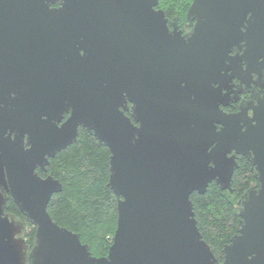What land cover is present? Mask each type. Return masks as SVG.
Returning a JSON list of instances; mask_svg holds the SVG:
<instances>
[{"label":"water","instance_id":"water-1","mask_svg":"<svg viewBox=\"0 0 264 264\" xmlns=\"http://www.w3.org/2000/svg\"><path fill=\"white\" fill-rule=\"evenodd\" d=\"M157 4L0 0V264H264V97L219 106L226 81L264 66V0H191L186 38ZM78 127L110 153L117 220L102 256L52 219L62 186L37 170ZM241 157L258 186L239 200L219 262L190 196L212 181L230 190ZM9 198L34 227L29 250Z\"/></svg>","mask_w":264,"mask_h":264},{"label":"trees","instance_id":"trees-1","mask_svg":"<svg viewBox=\"0 0 264 264\" xmlns=\"http://www.w3.org/2000/svg\"><path fill=\"white\" fill-rule=\"evenodd\" d=\"M170 1L160 0L166 13L184 10L183 0ZM109 154L107 146L99 144L92 132L79 129L76 141L50 158L45 171L62 186L51 197L48 213L59 225L78 233L80 241L95 256L107 252L117 220V199L108 186ZM256 186L255 172L249 161L242 158L234 170L230 190L221 189L212 181L205 193L194 192L190 196L197 227L219 262L223 259V247L240 226V217L236 214L239 200L247 189ZM5 210L21 220L24 229L26 225L31 227L26 241L32 246L34 227L11 199Z\"/></svg>","mask_w":264,"mask_h":264},{"label":"flooded vegetation","instance_id":"flooded-vegetation-1","mask_svg":"<svg viewBox=\"0 0 264 264\" xmlns=\"http://www.w3.org/2000/svg\"><path fill=\"white\" fill-rule=\"evenodd\" d=\"M184 10H180L179 12H168L166 10L160 0H158V4L156 6L157 9L163 10L165 17L167 19V25L170 30L176 28L177 31L180 32L181 36L184 38L188 37L193 31V25L195 23V19L187 20V10L191 4V0H183L182 1ZM59 1L55 3L49 4L50 8L59 7ZM236 53V48L234 47L230 52L231 55ZM241 53V51H240ZM261 61V59H259ZM242 68L245 69V62L241 61ZM231 73V70L227 71V74ZM239 76V75H238ZM227 88H224L222 94L228 93L227 95V104H220V108L223 109L227 113H236L239 111L242 105L247 104L248 102L256 103L258 98L264 97V66L260 68L258 72L254 71L249 74V76L242 77H232L228 81L225 82ZM248 115H251V110H248ZM69 115L68 112H64L60 121L56 122L57 125H60ZM220 127V124H217V129ZM79 129H84L82 127H78ZM85 130V129H84ZM64 150V149H63ZM57 154V153H56ZM53 158V157H52ZM246 159L245 157L237 158V162L239 159ZM50 159V158H49ZM48 159V163H49ZM247 160V159H246ZM248 161V160H247ZM39 175L45 177L48 174H45V170L41 171L37 168ZM11 199V198H9ZM8 199V200H9ZM12 200V199H11Z\"/></svg>","mask_w":264,"mask_h":264},{"label":"rangeland","instance_id":"rangeland-1","mask_svg":"<svg viewBox=\"0 0 264 264\" xmlns=\"http://www.w3.org/2000/svg\"><path fill=\"white\" fill-rule=\"evenodd\" d=\"M171 1H172V0H171ZM171 1H170V2H171ZM172 2H175V0H173ZM177 7H178V6H177ZM179 7H180V6H179ZM179 7H178V8H179ZM178 12H179V11H178ZM5 211H6V210H5ZM6 212H7V211H6ZM30 230H31V227H30L29 225H26V226H25V229H24V235H25V238H26V234H27ZM30 247H31V246L28 245V250L30 249ZM106 253H107V252L103 253L102 255H105ZM102 255H101V256H102Z\"/></svg>","mask_w":264,"mask_h":264}]
</instances>
